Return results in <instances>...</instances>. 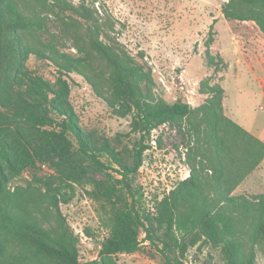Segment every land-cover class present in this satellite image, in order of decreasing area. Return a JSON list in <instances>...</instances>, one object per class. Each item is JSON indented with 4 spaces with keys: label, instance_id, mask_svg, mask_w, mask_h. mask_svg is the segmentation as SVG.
I'll use <instances>...</instances> for the list:
<instances>
[{
    "label": "trees",
    "instance_id": "16d2710c",
    "mask_svg": "<svg viewBox=\"0 0 264 264\" xmlns=\"http://www.w3.org/2000/svg\"><path fill=\"white\" fill-rule=\"evenodd\" d=\"M221 12L235 31L251 22L264 36V0H226ZM117 24L99 0H0V264H81L78 239L59 209L65 200L57 182L39 178L44 188L8 187L12 174L53 157L75 168L78 159L95 171L108 168L106 158L129 197L99 257L87 264H118L114 255L139 250L141 232L165 264H184L188 251L201 247L216 251L222 264H257L264 251V193L252 199L233 193L264 160V142L224 115V90L210 79L201 83L207 99L197 107L156 97L144 54L126 49ZM205 44L207 65L217 67L211 41ZM30 57L54 67V83L27 70ZM69 74L81 77L116 115L130 117L139 137L131 165L107 139L79 126L64 79ZM160 127L173 130L171 143L183 150L188 176L149 213L134 179Z\"/></svg>",
    "mask_w": 264,
    "mask_h": 264
},
{
    "label": "rangeland",
    "instance_id": "374dc122",
    "mask_svg": "<svg viewBox=\"0 0 264 264\" xmlns=\"http://www.w3.org/2000/svg\"><path fill=\"white\" fill-rule=\"evenodd\" d=\"M99 1L118 21L119 41L132 54H144L152 69L156 97L168 103L180 99L194 108L207 99L200 87L210 79V84L224 90V115L264 142V36L253 23L235 31L221 12L226 0ZM50 31L55 32V28L50 26ZM207 41H211L209 54L217 67L207 65ZM26 68L47 81L56 80L57 73L47 62L30 57ZM68 76L64 79L70 87L69 103L79 126L107 139L116 155L131 165L139 137L131 131L130 117L116 115L81 77ZM173 135L167 127L153 131L150 148L142 153L134 186L142 192V207L149 213L155 201L188 176L183 150H176L171 143ZM75 160L77 168L54 157L25 165L10 176L8 187L10 191L28 184L44 188L39 178L55 180L65 200L59 205L60 212L78 239L79 261L87 264L99 257L104 240L112 232L113 217L118 209L126 208L129 197L113 171L117 167L106 158L101 160L108 168L98 171ZM263 193L264 160L233 194L252 199ZM45 211V217L54 223L53 214ZM139 238V250L114 255L113 259L118 264H165L153 246L144 242L142 232ZM184 264L222 262L216 251L201 247L190 249ZM257 264H264L262 250L258 251Z\"/></svg>",
    "mask_w": 264,
    "mask_h": 264
}]
</instances>
